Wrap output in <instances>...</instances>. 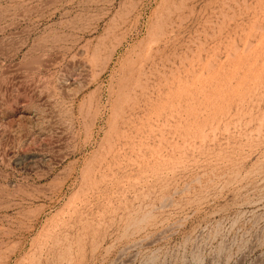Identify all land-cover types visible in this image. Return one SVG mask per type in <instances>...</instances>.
I'll list each match as a JSON object with an SVG mask.
<instances>
[{
  "label": "rangeland",
  "instance_id": "374dc122",
  "mask_svg": "<svg viewBox=\"0 0 264 264\" xmlns=\"http://www.w3.org/2000/svg\"><path fill=\"white\" fill-rule=\"evenodd\" d=\"M0 264H264V0H0Z\"/></svg>",
  "mask_w": 264,
  "mask_h": 264
}]
</instances>
